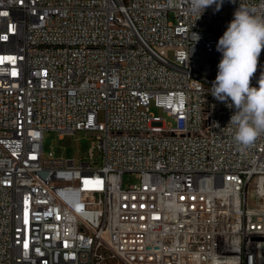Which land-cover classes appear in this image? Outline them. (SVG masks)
I'll return each instance as SVG.
<instances>
[{
  "label": "built area",
  "instance_id": "obj_1",
  "mask_svg": "<svg viewBox=\"0 0 264 264\" xmlns=\"http://www.w3.org/2000/svg\"><path fill=\"white\" fill-rule=\"evenodd\" d=\"M240 4L264 15L0 0V264H264V135L241 151L211 95ZM45 131L90 134L89 160L45 154Z\"/></svg>",
  "mask_w": 264,
  "mask_h": 264
},
{
  "label": "clouds",
  "instance_id": "obj_2",
  "mask_svg": "<svg viewBox=\"0 0 264 264\" xmlns=\"http://www.w3.org/2000/svg\"><path fill=\"white\" fill-rule=\"evenodd\" d=\"M222 2L189 0L190 10L198 13L199 17L213 4L219 11ZM216 50L221 53V59L212 82L211 95L228 108L235 109L228 126L234 127L233 139L244 151L264 135V74L257 82L258 87L251 85L264 50V15H257L254 8L240 4L219 38Z\"/></svg>",
  "mask_w": 264,
  "mask_h": 264
},
{
  "label": "rangeland",
  "instance_id": "obj_3",
  "mask_svg": "<svg viewBox=\"0 0 264 264\" xmlns=\"http://www.w3.org/2000/svg\"><path fill=\"white\" fill-rule=\"evenodd\" d=\"M150 113L166 119L170 122V119L166 116V113L152 103L150 105ZM98 120H103V115H98ZM93 137L84 131L76 132L74 135L59 137L56 132L45 131L43 133V151L45 154L52 152L55 157L64 159H75L77 161L81 159L89 160V148L91 146V140ZM94 159L96 164L100 163L98 153L95 152ZM129 181H134L132 175L125 174L123 176V183L127 184Z\"/></svg>",
  "mask_w": 264,
  "mask_h": 264
},
{
  "label": "snow or ice",
  "instance_id": "obj_4",
  "mask_svg": "<svg viewBox=\"0 0 264 264\" xmlns=\"http://www.w3.org/2000/svg\"><path fill=\"white\" fill-rule=\"evenodd\" d=\"M27 247V245H25Z\"/></svg>",
  "mask_w": 264,
  "mask_h": 264
}]
</instances>
